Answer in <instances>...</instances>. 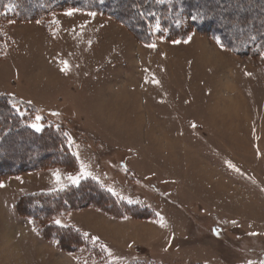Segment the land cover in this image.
Returning a JSON list of instances; mask_svg holds the SVG:
<instances>
[{
    "label": "rangeland",
    "instance_id": "rangeland-1",
    "mask_svg": "<svg viewBox=\"0 0 264 264\" xmlns=\"http://www.w3.org/2000/svg\"><path fill=\"white\" fill-rule=\"evenodd\" d=\"M71 8L0 23V96L32 109L30 125L61 129L79 161L0 177V264L264 261V52L242 56L195 29L146 44ZM82 172L153 216L94 204L50 215L88 240L58 248L23 201Z\"/></svg>",
    "mask_w": 264,
    "mask_h": 264
},
{
    "label": "trees",
    "instance_id": "trees-1",
    "mask_svg": "<svg viewBox=\"0 0 264 264\" xmlns=\"http://www.w3.org/2000/svg\"><path fill=\"white\" fill-rule=\"evenodd\" d=\"M69 7L108 14L146 44L154 37L172 38L182 35L185 29H195L210 33L221 46L239 55L264 52V0H164L163 3L105 0L104 4L99 0H0V23L40 18L55 9ZM149 11L155 16L147 15ZM193 16L197 19L193 20ZM31 110L28 108L26 114L21 115L10 97L0 96V177L55 166L78 170L79 161L70 151L67 136L52 125L37 132L31 127L27 114ZM23 204L35 227L44 237L55 239L63 251L79 248L86 244L87 238L78 231L54 224L50 215L94 204L107 212L122 210V217L153 216L146 208L118 200L91 179L62 191L34 195L26 198Z\"/></svg>",
    "mask_w": 264,
    "mask_h": 264
},
{
    "label": "snow or ice",
    "instance_id": "snow-or-ice-1",
    "mask_svg": "<svg viewBox=\"0 0 264 264\" xmlns=\"http://www.w3.org/2000/svg\"><path fill=\"white\" fill-rule=\"evenodd\" d=\"M104 2H105V0H99V3H100V4H104ZM157 2H158V3H163L164 0H157ZM77 11H80V9H78V8H71V9H68V11L66 12V14L69 15V16H71V15H73V14H74L75 12H77ZM87 15L92 16V17H95V16L97 15V12H96V11H89V12H87ZM141 15H143V13H141ZM147 15L155 16V13L149 11V12L147 13ZM192 19L195 20V19H197V17L193 16ZM159 27H160L159 22H157L156 28L159 29ZM190 39H191V37H188V40H190ZM175 42H176V43H179L180 41H175ZM185 42H187V41H185ZM148 46H149V47H155L154 44H150V45H148ZM64 64H65V66H66V68H67V62H66V61L64 62ZM65 70H66V69H65ZM36 119H37V121H39L41 118H40L39 116H37ZM31 126H32L37 132L43 130L42 125H40V124H38V123H34V124H32ZM82 168H83V165H82ZM54 175H55V177H56L57 183H59L60 180H61V177H60L59 173H58V172H57V173H54ZM89 175H91V174L88 173V172H82L81 175H77V176H71V175H70V176L68 177V180L71 182L72 185L78 186L79 183H80L81 178H82V177H87V176H89ZM0 187H3V185L0 184ZM66 187H68V185H61V189H60V190H63V189L66 188ZM109 191H112V189H109ZM114 194H115V193H114ZM128 202H129V203H132L133 201L129 200ZM54 223H55L56 225L61 226V227H67L66 225H63L59 219H56V220L54 221ZM249 264H251V262H249ZM260 264H264V261H261Z\"/></svg>",
    "mask_w": 264,
    "mask_h": 264
}]
</instances>
